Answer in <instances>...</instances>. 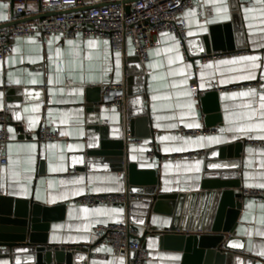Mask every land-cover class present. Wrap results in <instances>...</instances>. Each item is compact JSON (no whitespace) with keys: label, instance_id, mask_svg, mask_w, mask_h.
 Segmentation results:
<instances>
[{"label":"crops","instance_id":"obj_1","mask_svg":"<svg viewBox=\"0 0 264 264\" xmlns=\"http://www.w3.org/2000/svg\"><path fill=\"white\" fill-rule=\"evenodd\" d=\"M235 5L244 32L239 31L238 42L245 47L207 61H191L185 44L170 32L154 36L145 63L130 40L123 51H113L103 39L29 36L12 40V54L0 60V113H6L12 137L7 146L8 164L0 167V194L34 198L47 208L49 243L89 246L86 264H128L126 257L111 254L104 237L92 233L97 225L127 220V209L85 206L77 201L89 194L129 190L126 174L119 169H78L80 154L91 139L103 133L90 130L95 116L100 126H107L111 140H143L140 145L126 141V160L140 168L156 169L161 193L200 190L205 160L200 153L239 141L244 144L241 190L264 191V147L248 144L249 140L264 141V0H194L185 13L188 38L231 21ZM31 12L32 16L42 13L37 4L31 6ZM16 20L11 0H0V26ZM120 83L126 84L127 91L129 87L140 89L145 95L149 122L135 124L133 132L123 116L126 102L124 110L106 104L100 112L88 110L89 87ZM193 84L197 90L191 89ZM214 88L221 121L209 128H218V133L182 134L181 129L207 128L200 95ZM10 90L16 93L9 96ZM103 95L105 98V90ZM43 125L58 128L60 137L39 140ZM20 126L26 137H20ZM150 142L156 147L154 159L148 156ZM242 203L231 245L235 253L250 259L249 264H264V198L245 196ZM147 221L135 227L148 251L145 264H183L182 251L160 242L158 231L170 225L171 217L150 213ZM0 264L13 263L0 255Z\"/></svg>","mask_w":264,"mask_h":264},{"label":"water","instance_id":"obj_2","mask_svg":"<svg viewBox=\"0 0 264 264\" xmlns=\"http://www.w3.org/2000/svg\"><path fill=\"white\" fill-rule=\"evenodd\" d=\"M134 1L137 0H128L124 4L128 6ZM233 11L231 21L212 25L207 33L185 40L191 61L212 53H232L245 47L238 42L243 24L236 5ZM54 14L56 12L41 13L39 16L3 24L0 28ZM129 83H132L131 79ZM104 90L100 86L88 88L89 112H100V107L106 104ZM14 93L16 90H10L8 95ZM200 102L206 114L207 127L221 121L217 89H210L200 95ZM148 115L143 91L129 87L123 116L130 124L131 132L135 124L149 122ZM97 117L92 120L90 130H101L103 133L97 138L92 137L87 150L80 154L81 167L78 169L102 166L125 172L129 191L144 197L127 205L129 218L135 227L146 225L150 213L169 216L170 225L158 231L160 242L165 247L182 251L183 264H249L250 259L235 253L231 245L245 197L239 177L243 142L205 152L200 190L164 194L158 188L156 169L140 168L138 163L126 160V141L121 138L111 140L107 126H100ZM215 117L219 120L216 121ZM19 131L20 137H26L22 126ZM157 155L162 158L161 154ZM48 212L34 198L18 199L0 194V255L11 258L13 264H86L89 246L49 243ZM188 228L195 232L187 234L184 231ZM198 229L202 232H197ZM137 238L145 246L144 237Z\"/></svg>","mask_w":264,"mask_h":264},{"label":"built area","instance_id":"obj_3","mask_svg":"<svg viewBox=\"0 0 264 264\" xmlns=\"http://www.w3.org/2000/svg\"><path fill=\"white\" fill-rule=\"evenodd\" d=\"M128 0H11L17 19L32 16L31 6L39 5L41 12H56L54 15L21 22L0 28V60L12 54V40L29 36L46 39L50 36H60L63 40L72 39H103L108 40L113 51H123L126 42L133 44L135 54L142 62L149 58V49L153 45L157 33L170 32L175 34L184 44L188 38V23L185 13L194 6V0H137L128 6ZM218 53L203 56L207 61L217 57ZM46 66V62L44 63ZM197 85L191 86L197 90ZM105 102L107 106L125 109L127 100L126 84H110L105 87ZM9 120L5 112L0 113V167L8 164L7 146L12 140L8 131ZM188 136L213 135L218 128L207 127L195 130L181 129ZM60 130L52 125H43L38 133L42 141L57 140ZM127 143L142 144L141 138H127ZM253 147H264V141L249 140ZM148 156L154 159L156 147L149 143ZM200 153V155H204ZM245 196L264 198V191L259 189L243 190ZM143 195L129 190L109 194H89L77 199L85 206L110 205L124 206L134 200L143 199ZM184 232L190 234L193 229ZM197 232H202L198 229ZM97 237H104L113 256H124L128 264H145L148 251L136 236V228L129 216L127 220L106 225H97L92 229Z\"/></svg>","mask_w":264,"mask_h":264},{"label":"snow or ice","instance_id":"obj_4","mask_svg":"<svg viewBox=\"0 0 264 264\" xmlns=\"http://www.w3.org/2000/svg\"><path fill=\"white\" fill-rule=\"evenodd\" d=\"M262 99H264V97H262ZM214 167H218V165H214Z\"/></svg>","mask_w":264,"mask_h":264}]
</instances>
